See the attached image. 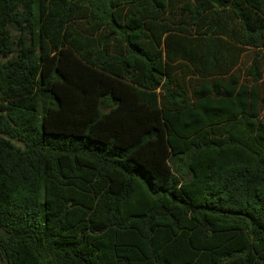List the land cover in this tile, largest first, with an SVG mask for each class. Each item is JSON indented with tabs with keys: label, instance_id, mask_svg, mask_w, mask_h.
Segmentation results:
<instances>
[{
	"label": "trees",
	"instance_id": "16d2710c",
	"mask_svg": "<svg viewBox=\"0 0 264 264\" xmlns=\"http://www.w3.org/2000/svg\"><path fill=\"white\" fill-rule=\"evenodd\" d=\"M0 5V264H264V0Z\"/></svg>",
	"mask_w": 264,
	"mask_h": 264
},
{
	"label": "rangeland",
	"instance_id": "374dc122",
	"mask_svg": "<svg viewBox=\"0 0 264 264\" xmlns=\"http://www.w3.org/2000/svg\"><path fill=\"white\" fill-rule=\"evenodd\" d=\"M0 11H3V6L2 5H0Z\"/></svg>",
	"mask_w": 264,
	"mask_h": 264
},
{
	"label": "water",
	"instance_id": "95a60500",
	"mask_svg": "<svg viewBox=\"0 0 264 264\" xmlns=\"http://www.w3.org/2000/svg\"><path fill=\"white\" fill-rule=\"evenodd\" d=\"M6 262H7V264H9V261H8V258L6 257Z\"/></svg>",
	"mask_w": 264,
	"mask_h": 264
}]
</instances>
